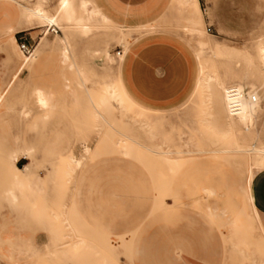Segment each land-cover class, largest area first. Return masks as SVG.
I'll return each mask as SVG.
<instances>
[{"label": "rangeland", "instance_id": "1", "mask_svg": "<svg viewBox=\"0 0 264 264\" xmlns=\"http://www.w3.org/2000/svg\"><path fill=\"white\" fill-rule=\"evenodd\" d=\"M16 1L21 7L44 8L56 16L59 32H48V24L38 16L29 19V26L35 27L30 40L35 62L21 72L0 105V252H6L0 254V264H182L192 256L219 264L224 248L204 214L209 204H214L203 191L204 179L210 176L219 191L226 190L227 179L240 187L238 179L256 155L229 152L215 162L211 154L204 153L218 146L232 147L233 142L217 132L224 127L219 108L197 80L207 71L225 75L227 58L215 54L217 46L232 50L233 63L244 60L246 54L257 55V46L264 41V0H199L206 31L201 36L185 30L174 0L159 21L135 27H125L113 18L106 22L100 14L96 17L79 9L78 16H84L92 28L87 33L64 21L59 12L61 0ZM93 1L104 10L98 0ZM79 4L76 0L75 5ZM153 33H167L178 40L191 55L194 69L196 62L190 93L168 108L151 107L134 97L122 76L123 59L131 45ZM6 37L7 33H0V93L30 56L20 50L17 41L10 48ZM117 47L123 49L118 57L114 53ZM108 84L119 87L134 113L119 109L115 102V115L95 126L90 117L93 103ZM40 92L48 98L47 105L39 101ZM202 106L213 113L207 122L201 120ZM139 113L158 118L154 131L163 148L182 150L174 156H190L187 166L170 171L163 158L137 144L128 155L119 152V146L113 144L119 137L130 142L122 131L143 144L157 145V139L147 136V128L133 130L135 121L129 117L136 115L137 124L143 123L144 116ZM263 121H257L259 144L264 143ZM86 146H90L89 152ZM71 154L82 163H73L75 171L68 175L65 166ZM115 155L126 158L118 162ZM237 155L238 162L234 160ZM199 157L204 161L197 162ZM88 165L75 194L80 174ZM154 194L163 198L160 207ZM214 198L218 216L209 213L229 235L225 264H252L260 254L254 253L253 243L245 242L259 239L254 224L249 222L246 231H240L229 213L222 211L226 204H246L232 200L229 186L226 196ZM107 227L115 232L130 227L135 232L117 236L96 232ZM62 230L72 236L64 238ZM70 240L81 246L76 261H70L58 248H69L63 243Z\"/></svg>", "mask_w": 264, "mask_h": 264}, {"label": "bare ground", "instance_id": "2", "mask_svg": "<svg viewBox=\"0 0 264 264\" xmlns=\"http://www.w3.org/2000/svg\"><path fill=\"white\" fill-rule=\"evenodd\" d=\"M174 1H175V4L173 5V7L175 9H178L181 12V15H182L181 21L183 20L186 23L184 25L185 30L189 31L190 33L194 35L201 36V35L206 34V31L203 29L204 17H203V11L199 4V0H174ZM75 2L76 0H61L59 3V12L62 14L61 17L64 19V21H66L69 24H75L79 26L83 33L89 32V30L92 28H90L91 26H88V24H86V18L84 16H81L80 14H79L80 16H78L77 12L79 9H80V12L83 11V13L84 12L91 13L93 16L94 14L95 16L96 14H100L103 18V21H106V22L112 21L111 17L100 6H98L95 1L80 0V4L78 7L75 5ZM21 8H22V15H23L24 23L28 26H29V22H28L29 19L34 16H38L47 24L57 23V17L50 16L49 13L44 8L38 7L36 9L34 8L31 9L25 6ZM6 33H7V37L4 39V41L6 43H9V47L10 46L12 47V45L14 47V44L17 41L15 37V33L12 30L7 31ZM202 44H204V42H202ZM34 50H35V47L32 53L34 52ZM66 51L69 52L68 46H67ZM214 51H215V54L222 55L227 58V65H226L227 69H226L225 75H220L216 71H207V72H203V75H201V77L198 78L197 81L201 83V85L204 88L209 90V95H208L209 100L216 103V105L219 108V112H220L219 118L223 120L224 127L222 130L216 129L217 132H221V136L224 138V140L232 141L233 146L232 147L218 146V147H215L214 150L204 151V153L211 154L212 161H215V162L219 160L221 154L229 153V152H232L233 154H238V155L244 152H249V153H254L256 156L254 160L244 169L241 177L238 179L241 185L240 187L234 185L230 179H227L226 187H225L226 190L219 191L218 186L212 185L211 177L206 176V178L204 179L205 186L203 187V191L210 198L209 199L210 201L212 200L214 201V204L213 205L209 204L207 209L212 215L218 216L217 210L219 209V206L216 203V199L214 197L216 195L226 196L227 188L229 186L231 189L232 200L238 201V202H244V204L246 205L245 207H242L239 205L237 206L230 205L228 207V205L226 204V207L222 208L223 214L229 213V216L232 219L233 225L236 226L240 231L245 232L246 225L249 222H252L254 224L255 231L257 232L259 239H257V241L250 239L246 241L245 243L246 244L253 243L252 245H254L255 247L254 253L256 255L260 254V258L255 257L252 260V264H264V228L260 221L259 212L254 204L252 189H251V182H252V178L254 175V170L264 169V143H260V144L258 143L259 138H260V129L257 126V121L264 118V105H263V102H264V41L262 40L258 44L256 56L252 54H246L244 57V60L239 59L237 60V62H234V63L232 61V50L229 47L217 46ZM9 53L12 56L11 53H13V51ZM31 54L30 56H26L24 61L20 65L17 64L19 65V67L17 71L15 72L11 82L7 85V87H4L5 89L3 90V92L0 93V105L4 101L6 92H8L7 90H9V88L12 87L16 79L20 76L21 72H23L24 69L33 60L34 54L32 55ZM258 60L260 63H258ZM236 67H239V69H237ZM231 78L235 80L234 82H232V84L231 83L230 84L236 86L238 90L237 96L239 100L238 102L239 105L236 110H232L231 107H229L230 98L228 96V93L226 92L227 88L231 86L228 83L229 79ZM101 92L102 93L99 94L96 100H94L93 111L90 113V117L93 120V122L91 123L93 125L98 126L99 125L98 122L101 119L106 122H109V118L115 115V112H114L115 102L118 104L119 109H122V110L129 109V111L133 109L132 106L129 107L130 104L129 106H127L128 103H126V99L118 86L114 84H108L104 88V90ZM251 93H255L256 95L255 100H252L250 98ZM39 101L43 105L44 104L47 105V102H49L48 98H46L42 92H40ZM204 104L208 105L207 100H204ZM130 108L132 109L130 110ZM136 108H138V106ZM201 112H202L201 120L205 122L209 121V118L213 115L211 111H208L205 108H203ZM133 113L134 111L132 112V114ZM124 114H127V113H124ZM135 116H132V115L130 117L128 116L130 120L135 121L133 122L134 123L133 130H134V127L136 128L140 127L139 130H142V128L144 129L147 128L148 129L147 136L149 135L151 138L157 139L158 143L157 145L155 144L156 146L146 145V144H143L140 140L136 139L134 136L127 135L123 133L122 131L121 135L124 137H127V139H129L130 142L119 137L113 143L116 146H119V152L128 155L132 152V150H134L135 145L137 144L138 146L140 145V147H143L144 150H147V151H150V152H153L159 155L161 157L160 159L163 158L166 161L168 165V169L170 171H176L180 169L181 167L187 166L189 164V161H190L189 159H191L190 156L184 157V159H179V157L174 156L175 153H181L182 150L175 151L173 148H168V149L163 148L162 142L159 141L160 135L154 131L155 121L158 118L144 116L140 114V116L142 117L144 116L143 118L145 120L142 118L144 122L137 124L139 117L137 115L138 117V120H137L136 118H134ZM136 128L135 130L137 131ZM138 132L139 131H137V133ZM139 134L141 135V132ZM85 150L86 152H89L90 146H86ZM187 152L191 153L192 151L187 150ZM238 155L234 158V160L236 161L238 160ZM81 161L82 160L77 159L74 154H71L69 156L68 162H66L65 172L68 175H72V173L75 171L73 163H76L77 165H79L80 163H82ZM198 161H204V160L199 157L197 162ZM54 211H57V210L54 209ZM69 225L71 227V231L74 232L73 225L72 224H69ZM61 232H62L61 235L64 238L70 235L72 236L70 231L67 233L66 232L63 233L64 230H62ZM70 241L71 243L69 241L63 243V244L69 245V248H65V249H63V247H58V248L60 249V251H62L64 255H66L69 258L70 261H76V258L81 251V246L79 245V243H76L77 241L76 242L75 241L72 242V240ZM246 244L243 243V245H246ZM237 246L240 248V244ZM242 250H245V248ZM246 257H250V255L249 254L246 255Z\"/></svg>", "mask_w": 264, "mask_h": 264}, {"label": "crops", "instance_id": "3", "mask_svg": "<svg viewBox=\"0 0 264 264\" xmlns=\"http://www.w3.org/2000/svg\"><path fill=\"white\" fill-rule=\"evenodd\" d=\"M98 1L111 19L113 18L114 21L125 27H135L159 21L168 13L173 3V0ZM24 24L20 4L16 0H0V33L3 34L7 31L14 30L16 39L20 35H24L30 42L33 38L32 32L34 31L31 29L35 27ZM195 74L196 62L194 69L192 57L187 49L182 43L167 33L147 34L137 39L125 54L122 65V76L128 90L134 97L146 105L156 108H168L181 101L187 93H190ZM124 158L126 157L115 155V159L118 162L123 161ZM89 168L90 165L80 174L75 194L78 193L80 188L79 182L85 177ZM251 189L253 201L264 228V169L254 170ZM153 200L155 204L158 202V207L162 205V196L157 197L154 194ZM76 207L84 223H86L77 201ZM204 214L217 230L218 238L224 248L219 264H225L226 260L223 257L224 252L227 251L225 239L229 235H225L222 232L220 224L214 220L208 209L206 212L204 211ZM114 230L113 227H107L96 230V232L107 233L111 236H117L119 233L128 232L131 234L135 232V229L130 227H124L120 232H115ZM134 244L133 236V247ZM0 254H6V252H0ZM10 259L15 262V258ZM181 262H183L182 264H213L208 258L203 260L196 259L193 256L188 262L184 260Z\"/></svg>", "mask_w": 264, "mask_h": 264}, {"label": "built area", "instance_id": "4", "mask_svg": "<svg viewBox=\"0 0 264 264\" xmlns=\"http://www.w3.org/2000/svg\"><path fill=\"white\" fill-rule=\"evenodd\" d=\"M47 31L50 33H57L59 32V27L56 23L48 24L47 25ZM211 29L210 25L207 27V30L209 31ZM32 38V37H31ZM33 39V38H32ZM17 43L20 48V50L25 54V55H30L34 49V46L28 41V38L24 35H20L17 37ZM123 52L121 47H117L115 49V55L118 57L121 53ZM237 88L234 85H231L227 88V93L230 98V105L232 110H236L238 105H239V100H238V92ZM246 93V92H245ZM250 98L252 100L256 99L255 93H251Z\"/></svg>", "mask_w": 264, "mask_h": 264}]
</instances>
